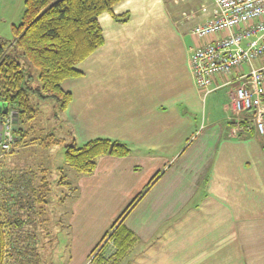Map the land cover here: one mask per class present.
Masks as SVG:
<instances>
[{"label":"crops","instance_id":"crops-1","mask_svg":"<svg viewBox=\"0 0 264 264\" xmlns=\"http://www.w3.org/2000/svg\"><path fill=\"white\" fill-rule=\"evenodd\" d=\"M211 4L208 18L186 24L166 0L117 4L126 23L99 17L104 45L76 66L81 77L62 84L72 95L65 140L109 138L132 153L103 156L92 175L76 176L58 228L37 205L23 236L33 252L25 263L102 264L115 252L113 239L101 259L92 260L95 253L122 225L136 240L115 264H264L263 137L235 123L238 73L216 77L219 88L205 98L191 69L194 51L208 41L191 30L211 18ZM42 170L50 176L53 166Z\"/></svg>","mask_w":264,"mask_h":264},{"label":"trees","instance_id":"trees-1","mask_svg":"<svg viewBox=\"0 0 264 264\" xmlns=\"http://www.w3.org/2000/svg\"><path fill=\"white\" fill-rule=\"evenodd\" d=\"M123 1L26 0L21 23L14 28L13 46L39 71V85H30V76L18 57L7 51L5 43H0V103H7L17 113L16 147L30 141L44 149L64 143L66 164L80 176L92 175L103 156L127 157L132 153L127 144L109 138H97L84 145H79L74 138L69 142L57 139L53 133L43 138L30 125L38 117L41 103L53 100L61 112H66L72 95L63 91L62 84L81 77L83 73L76 66L104 45L98 20L103 13H109L118 23L129 21V14L117 16L114 13V7ZM7 114L0 112V125ZM41 173L44 176L38 187L36 173L30 172L22 173L17 180L3 179L0 183L4 188L0 202V264H28L25 262L33 256L23 236L28 225L26 217L31 216L29 211L34 212L37 205L46 204L51 192L45 170ZM109 237L113 239L115 252L102 264L121 261L136 240L122 225L115 226ZM105 246L92 260L103 257Z\"/></svg>","mask_w":264,"mask_h":264},{"label":"built area","instance_id":"built-area-1","mask_svg":"<svg viewBox=\"0 0 264 264\" xmlns=\"http://www.w3.org/2000/svg\"><path fill=\"white\" fill-rule=\"evenodd\" d=\"M213 13L204 24L193 27V37L205 42L194 51L191 69L203 97L216 91V77L239 74L240 84L231 94V109L239 130L263 137L264 151V0H212ZM248 69V70H247ZM227 85L231 81L226 82ZM13 114L2 118L0 155L14 150ZM110 241L108 236L103 244Z\"/></svg>","mask_w":264,"mask_h":264},{"label":"rangeland","instance_id":"rangeland-1","mask_svg":"<svg viewBox=\"0 0 264 264\" xmlns=\"http://www.w3.org/2000/svg\"><path fill=\"white\" fill-rule=\"evenodd\" d=\"M166 1L172 13L181 18L182 21L180 23L183 22L185 24L195 22L194 19L197 20L199 17L208 18L207 16L210 15L212 7V0H176L178 6H176L175 0ZM25 2L26 0H0V43H5L7 51L18 57L24 71L30 76V85L35 87L40 84L39 71L30 65L27 59L22 56L20 50H15L13 46L16 40L14 28L21 23ZM0 105H4L3 109L0 108V112L8 113L6 116L9 115V112H12L7 103H0ZM56 105L53 100L41 103L39 105V115L30 125L43 138L53 133L57 139H66L68 141L72 129L69 125L65 126L64 113ZM26 144H28L26 145L27 147H20V145L18 146L19 149H17L18 147L15 146L10 153L0 155V183L3 179L6 181L9 178L17 180L22 173L30 172L36 173L35 185L38 187L44 176L41 173L43 163H51L53 170L50 172V176L48 174H45V176L51 181L52 190L46 197L47 203L43 204L45 212L43 211L42 213L44 215L40 216L42 217L41 219H47L46 224L54 230L55 227L58 228L59 225L65 222L64 207L68 206L72 200L71 196L74 194L72 190L75 189L76 176L79 174L66 164L65 145L63 143L52 146L49 150L40 148L36 146L38 143H32L31 141ZM2 187L0 185V202L2 197H4L1 192L4 191ZM29 213L30 215H36L38 213L37 206L34 212L29 211ZM23 215L25 216L26 214ZM26 219L29 222L31 216L26 217ZM6 230L9 233V228ZM54 235L58 238L57 233Z\"/></svg>","mask_w":264,"mask_h":264},{"label":"water","instance_id":"water-1","mask_svg":"<svg viewBox=\"0 0 264 264\" xmlns=\"http://www.w3.org/2000/svg\"><path fill=\"white\" fill-rule=\"evenodd\" d=\"M1 108V105H0ZM17 113L14 114V116H16ZM16 124H17V119H15V128H16Z\"/></svg>","mask_w":264,"mask_h":264}]
</instances>
